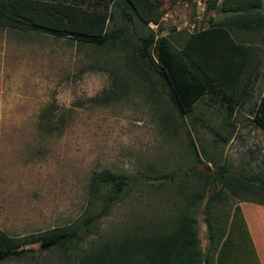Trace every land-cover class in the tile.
<instances>
[{
  "label": "rangeland",
  "instance_id": "1",
  "mask_svg": "<svg viewBox=\"0 0 264 264\" xmlns=\"http://www.w3.org/2000/svg\"><path fill=\"white\" fill-rule=\"evenodd\" d=\"M207 5L208 0L175 4L166 0L160 25L149 27L181 48L191 33L222 20L220 9L208 10ZM116 25L120 21L114 19L109 28ZM236 31H232L234 38L251 44L260 61L248 99L231 124L224 120L223 109L205 99L184 117L183 129L174 131L170 106L133 77L128 78L129 92L119 101L107 105L89 101L109 88V79L100 70H82L90 65L124 69L117 54L0 28V230L22 239L73 225L88 208L90 177L103 170L127 177L129 185L123 198L94 226L78 256L104 240H119L143 225L176 218L182 196L159 189V184L173 178L174 189L181 184L189 190L199 183L192 172L214 169L213 164L195 158L188 137L196 150L202 145L214 160L229 162L236 170H263L264 132L252 119L264 93V34ZM48 112L55 117L52 126L47 125V117L41 118ZM258 201L264 204V198ZM231 203L230 213L240 209L255 241V254L247 255L248 260L264 264V207L237 199ZM197 222L205 252L208 241L202 215ZM239 251L236 264H243L244 248ZM66 261L71 264L61 250H51L0 264Z\"/></svg>",
  "mask_w": 264,
  "mask_h": 264
},
{
  "label": "trees",
  "instance_id": "2",
  "mask_svg": "<svg viewBox=\"0 0 264 264\" xmlns=\"http://www.w3.org/2000/svg\"><path fill=\"white\" fill-rule=\"evenodd\" d=\"M165 1L0 0V28L66 39L117 54L124 69L90 65L82 70L108 75L109 88L89 100L94 105H107L126 96L131 86L128 78L133 77L170 106L174 131L183 129L184 117L193 114L205 99L223 109L224 120L231 124L248 99L260 66L251 44L234 38L232 31L263 35V0H208L207 9L219 8L222 20L191 33L181 48L149 27L160 25ZM168 1L175 4L179 0ZM114 19L120 25L109 28ZM166 116H161L162 122ZM46 117L47 125L52 126L55 117L49 112L41 116L42 120ZM252 121L264 132V93ZM187 140L195 158L213 164L214 169L192 172L199 183L189 190L181 184L174 189L173 178L159 184V189L175 190L182 196L181 214L176 218L143 225L119 240H104L78 256L76 252L94 226L123 198L129 185L127 177L103 170L90 177L88 208L73 225L22 239L0 230V263L61 250L71 264H226L228 260L236 264L239 250L244 248L243 264H256L255 259L248 260L247 255L255 254L253 243L240 209L230 213L231 200L264 207L258 203L264 198V169L236 170L229 162L214 160L202 145L196 150L192 140ZM198 215L203 216L206 227L205 252L200 248Z\"/></svg>",
  "mask_w": 264,
  "mask_h": 264
},
{
  "label": "crops",
  "instance_id": "3",
  "mask_svg": "<svg viewBox=\"0 0 264 264\" xmlns=\"http://www.w3.org/2000/svg\"><path fill=\"white\" fill-rule=\"evenodd\" d=\"M262 7H263L262 10H263V13H264V0H263ZM252 240H253V248H255V246H256V245H255V241H254V239H252ZM255 250H256V248H255Z\"/></svg>",
  "mask_w": 264,
  "mask_h": 264
}]
</instances>
